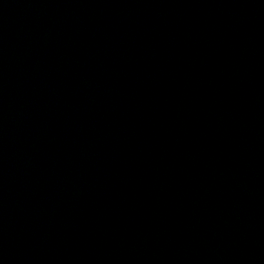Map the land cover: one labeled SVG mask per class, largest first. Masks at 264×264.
<instances>
[{
	"label": "water",
	"instance_id": "water-1",
	"mask_svg": "<svg viewBox=\"0 0 264 264\" xmlns=\"http://www.w3.org/2000/svg\"><path fill=\"white\" fill-rule=\"evenodd\" d=\"M0 264H264V0H0Z\"/></svg>",
	"mask_w": 264,
	"mask_h": 264
}]
</instances>
